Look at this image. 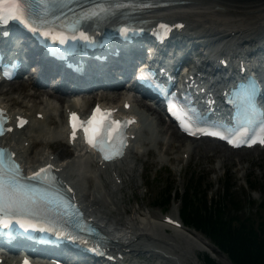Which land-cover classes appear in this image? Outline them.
<instances>
[{
	"label": "bare ground",
	"instance_id": "obj_1",
	"mask_svg": "<svg viewBox=\"0 0 264 264\" xmlns=\"http://www.w3.org/2000/svg\"><path fill=\"white\" fill-rule=\"evenodd\" d=\"M185 1L186 3L178 7L149 10L142 18L152 21L157 17H161L172 23L182 21L184 26L174 30L171 38H175L179 43L189 40L191 45L181 44L183 52H187L188 55L192 51H200L203 46L204 50L208 48V51H211L213 43L220 41L221 53L219 56L214 55V58L211 59L213 63L218 57L227 58L233 53H243V49L247 45L250 47L249 50L264 47V0ZM21 41L24 43H21L22 49L17 50V54L25 63H28L30 62L29 54L32 48L28 41H24V39ZM198 42L203 44H198ZM240 43H242V49H240ZM24 48L26 49L24 50ZM13 50H16V48H13ZM129 55L125 53L119 71L112 72L110 66L102 69L98 66L87 65L86 72L82 77H68L60 80L61 86L64 85L63 87H65L66 84L71 86V92L62 91L60 86L55 89L56 80L59 76L56 71L52 70V67L47 68L48 64L43 59H39V63H43L44 68L39 70L40 65L35 62L31 66L34 68L30 69L32 75L28 80L2 81L0 84L3 83L8 88L4 89L6 87L0 86V106L6 108L11 115L23 114L27 116L30 123L20 131H14L8 136L0 138V142L10 147L28 167L35 166L47 157L50 158V154L53 153L49 150L52 148L53 142L64 141L66 146L69 147L70 145L67 144L66 136L63 133L65 112L70 109L82 110L87 105L90 107L95 99L99 98L98 96L101 97L99 101L103 100V103L109 104L106 102L107 99H110L109 93L100 92L98 94L97 91H94V88L97 85L103 88H116L119 84H113L114 77L117 80L118 76L116 74H127L130 67ZM205 60L208 62L209 58L206 57ZM57 67L62 69L61 63H57ZM48 78L49 86L47 88H36V86H42L46 80L48 81ZM123 89L117 90L116 88L112 90L113 93L118 94L117 97L114 95L115 99L112 103L117 104V107H121L128 100L131 106L125 112H132L133 108L131 107L134 105L135 100L126 99V93L123 92ZM15 93L17 94L15 95ZM76 95L81 96L80 101L71 99ZM140 104L144 109L154 114V124H156V129H152L151 134L148 133L147 128L143 129L144 132L147 131V134H145L149 135L147 137L142 136L141 146L148 147L150 140L154 145H163L161 151L167 155V158L159 153V158L162 161L164 159L179 161L176 152L178 149L183 148L181 156L186 153L184 156L188 159L192 153H196L199 157H206L208 153L212 152L218 155L219 162L223 165L231 159L233 153L245 149H231L223 143L209 138H188L180 133L172 123L168 122L165 126V118L158 110L155 111V108L142 100H140ZM38 114H41V117L38 118ZM141 116L146 119L142 114ZM167 134H169L168 139L164 143L163 139L165 137L163 135ZM147 138L149 141L146 140ZM150 148H146V153H150ZM256 148L258 147L252 149ZM72 149L74 154L70 159H61L62 151L56 154L57 158L60 161L62 160L57 164L59 174L62 180L74 190L77 199L83 204L84 209L90 214L89 216L99 217V226L106 221L108 225H113L115 228H119L117 226L124 228L123 234L126 236L127 243L122 245L119 242H112L109 243V246L123 250L126 254L125 259H130L131 254H143L157 257L164 264H187L185 261L187 258H191L190 255L194 250L212 251V245L200 234L181 225L174 226L173 223L166 222L165 216L162 217H165L164 219L155 216L156 220H153L151 214H154V212L152 213L150 210L141 209L142 211H140L139 208H135L133 211L139 212L138 216H130L127 219L122 217L123 213H129L132 209L124 206L123 201L119 200V198L122 199V196L117 198L118 195L115 194H122L124 185L134 178L133 159L127 160L129 153L132 154V158L137 159L138 151L134 148H131L122 160L108 163L105 167L95 164L91 155L84 153L83 149H76L74 145ZM110 179L111 182H114V186L113 189L109 188L110 190H107L106 185L111 183ZM91 190L93 191L91 192ZM104 196H108V199ZM172 217L179 222L176 216ZM108 235L110 238L116 237L112 236L111 233ZM10 248L12 251L15 250L14 245H11ZM120 250H115L112 254L115 255ZM45 251L48 250L43 247L37 248V252ZM54 253L59 254L61 252L54 251ZM0 257H2L1 254ZM224 260L230 264L226 257H224ZM98 262L100 260L94 261V263ZM1 264H15V262L13 259L4 256ZM118 264L122 263L119 262Z\"/></svg>",
	"mask_w": 264,
	"mask_h": 264
},
{
	"label": "rangeland",
	"instance_id": "obj_2",
	"mask_svg": "<svg viewBox=\"0 0 264 264\" xmlns=\"http://www.w3.org/2000/svg\"><path fill=\"white\" fill-rule=\"evenodd\" d=\"M185 41H189V40H185ZM27 75L28 77L26 78L24 76L16 80H28V78L31 77V73L26 72V76ZM56 81L58 82V80ZM58 84L59 82L57 83L56 87L58 86ZM0 86L6 87L5 84L3 83L0 84ZM47 86H49V78L48 81L46 80V82L42 86H36V88L45 89L47 88ZM7 88L8 87L4 89ZM94 91H97L98 94H100L101 92L98 89H94ZM16 94L17 93H15V95ZM117 95L118 94L115 93V97H117ZM78 98H80L81 100V96H79ZM92 100L93 98L91 99V102ZM106 102H110V100ZM88 107L89 106L87 105V109ZM154 110L155 111L158 110L160 112L159 109L155 108ZM149 114L151 115V120L154 123L155 122L154 114L151 113ZM160 114L162 115L161 112ZM167 124L168 122L165 120L164 125L166 126ZM168 135L169 134L163 135V137H165L163 139L164 143L167 141ZM149 145L150 146L148 147H151L150 153H146L147 151L146 148H148L146 146L136 148L141 151L140 152L141 154L138 155L137 159L132 158L131 153L128 154L127 160L133 159L134 178L124 185L122 194L121 193L115 194L116 196L118 195L117 198L122 196V199L119 198V200L123 201L124 206L130 207L132 209L129 213H123L122 217L124 219H127L130 216L132 217L138 216L139 212H134L135 210L133 211V209L135 208H139L140 211L145 209L152 211V213L154 212V214H151V219L153 220L154 219L156 220L155 216L157 218H162L164 215L176 216L179 208L178 200L176 199V196L174 197V199H172L173 201V202L171 201L172 204L171 205L169 204L170 206H167L168 205L167 204L165 209L161 208L160 205L154 204L153 201L157 200L159 194H163V195L166 194L167 188L169 186L177 189L179 195H181L184 191V188L190 176H192V178L200 176L204 180V182L207 184L209 188V191L207 193L208 200L218 198V196L222 193L220 188L222 180L224 178H228L229 183L234 185L232 188V194L240 202L239 204L241 207V211L239 212V214L241 216H251L253 219H257V216L255 217V214L260 209V206H258L259 202L262 199H264V149L263 148L258 147L256 149L240 150V152L238 153L235 152L233 153L230 160H227L223 165H221L219 162L220 158L218 157L217 154H213L212 152H210L207 154L206 157L205 156L199 157L196 155V153H192L191 157L188 159L186 156H184L186 153H183V155L181 156V152L183 148L178 149V151L176 152L179 157L178 158L179 161H169L167 159H164L162 161L159 158L160 154L163 155L165 158H167V155H165L163 151H161V146L163 145H154L152 141L149 142ZM49 151L53 153L51 156L55 155L56 157H57L56 154H59V152L62 151L63 155L61 156V159L62 158L70 159L74 154L72 148L67 147L64 141L53 142L52 148H50ZM238 154L241 156L238 157L239 156ZM248 182H252L254 184V187H252L254 188L253 191H251V187L248 186ZM113 184L114 182L112 181L110 184L106 185V189L107 190L113 189L114 186ZM92 191L93 190H91V192ZM104 197L108 199V196H104ZM249 200L254 203L248 202ZM109 206L111 205L109 204ZM188 229L193 230L192 228L189 227ZM197 233L200 234L202 237H204L203 234L199 232ZM211 245H212V251L194 250L190 255L191 258H187L185 262H187V264H202L203 254L208 252L209 254L211 253L212 255L211 257H213L216 261L223 264H227L228 262H225L224 260V257L227 258V256L223 252L218 250L213 244ZM146 256L150 257L148 264H164V262H162L157 257H153L149 255ZM81 259L83 258L81 257ZM230 264L232 263L230 262Z\"/></svg>",
	"mask_w": 264,
	"mask_h": 264
},
{
	"label": "snow or ice",
	"instance_id": "obj_3",
	"mask_svg": "<svg viewBox=\"0 0 264 264\" xmlns=\"http://www.w3.org/2000/svg\"><path fill=\"white\" fill-rule=\"evenodd\" d=\"M65 0H0V24H8L10 21H16L32 31H39L36 25L47 23L45 19L50 13H53L58 4ZM103 11V9H101ZM95 11L86 13L84 18L96 15ZM50 33L45 31L43 35ZM60 43H64L63 37H56ZM255 85H250V92L254 91ZM169 111L181 121V127L189 131V134L195 135L202 130L197 128L192 132V121L188 118L183 109H178L175 104L169 107ZM179 113V114H178ZM4 119L2 110H0V135L4 131H11L3 127ZM25 121H20L18 126L22 127ZM127 123L132 121H115L111 119V110H101L99 106L93 109L91 116L81 121L76 113H70L69 124L72 128L71 138L75 139L76 130L82 128L84 139L90 146L97 148L104 156V159H112L116 155L122 154L120 148L124 143L122 129ZM204 134L219 136V132H206ZM247 135V132H241L236 139H230L229 143L238 146L240 143H256L257 140L244 141L239 137ZM261 139L258 142L264 143V128L260 132ZM221 138H226L221 136ZM5 149H0V227L8 228L13 221L19 224L21 228H34L35 225L27 219H23L25 214L34 213L39 206L40 199L35 194V189L30 185L22 183L19 175V166L13 161L5 160ZM111 153V154H109ZM51 166L49 165L48 168ZM48 169L42 168L32 174L27 179H38L46 173ZM62 235V233H61ZM24 264H28L27 261Z\"/></svg>",
	"mask_w": 264,
	"mask_h": 264
},
{
	"label": "trees",
	"instance_id": "obj_4",
	"mask_svg": "<svg viewBox=\"0 0 264 264\" xmlns=\"http://www.w3.org/2000/svg\"><path fill=\"white\" fill-rule=\"evenodd\" d=\"M233 186L224 178L220 186L222 193L208 200L207 184L200 176H190L181 195L169 186L166 194H159L153 203L165 209L176 196L183 222L208 237L232 264H264V199L259 202V211L256 210L257 219L241 216L240 202L232 194ZM248 186L254 190L252 182ZM202 264L223 263L204 253Z\"/></svg>",
	"mask_w": 264,
	"mask_h": 264
}]
</instances>
